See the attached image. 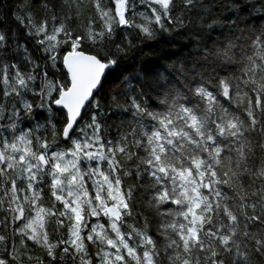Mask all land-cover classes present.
I'll use <instances>...</instances> for the list:
<instances>
[{"label": "snow or ice", "instance_id": "1", "mask_svg": "<svg viewBox=\"0 0 264 264\" xmlns=\"http://www.w3.org/2000/svg\"><path fill=\"white\" fill-rule=\"evenodd\" d=\"M0 264H264V0H0Z\"/></svg>", "mask_w": 264, "mask_h": 264}]
</instances>
